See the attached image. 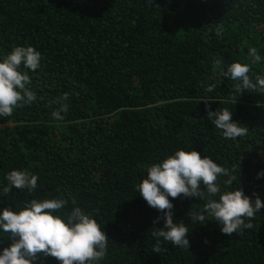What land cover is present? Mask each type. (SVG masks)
Here are the masks:
<instances>
[{
	"label": "trees",
	"instance_id": "trees-1",
	"mask_svg": "<svg viewBox=\"0 0 264 264\" xmlns=\"http://www.w3.org/2000/svg\"><path fill=\"white\" fill-rule=\"evenodd\" d=\"M16 46L43 59L27 70L37 100L0 117V209L64 198L70 212L74 199L109 238L100 264H264V208L253 228L228 236L211 217L192 223L190 210L205 201L170 198L190 247L162 242L156 253L163 213L137 191L148 166L185 149L228 168L239 176L233 188L264 202V93H241L213 64L248 63L250 76L264 75V0H0V59ZM65 94L68 111L54 119ZM218 108L247 135L224 138L207 119ZM22 169L39 176L36 191L4 192L7 174ZM11 243L4 234L0 250Z\"/></svg>",
	"mask_w": 264,
	"mask_h": 264
},
{
	"label": "clouds",
	"instance_id": "clouds-1",
	"mask_svg": "<svg viewBox=\"0 0 264 264\" xmlns=\"http://www.w3.org/2000/svg\"><path fill=\"white\" fill-rule=\"evenodd\" d=\"M249 56L256 63L262 60L255 48L249 50ZM42 59L41 52L32 46H16L0 59V117H10L17 108L37 100L36 93L29 87L31 79L27 70H38ZM213 64L221 75L237 81V90L241 93L243 90L264 93V75L250 76L248 63L234 62L226 71L221 58H214ZM215 87L212 84L206 91L210 93ZM67 100L68 94H65L56 101L61 107L52 113L54 119H64L61 113L68 111V105L62 101ZM207 119L226 139L236 140L248 133L247 127L233 120V112L228 108L209 109ZM146 172L137 191L150 207L163 213L154 221L163 220V228L152 232L156 253L165 251L162 242L181 249L190 247L187 225L183 221L174 222L172 199L182 196L205 201L203 209L190 210L192 223L206 224L211 217L228 236L253 228L251 219L264 208L258 195L253 200L242 188L232 187L239 176L196 150H177L148 166ZM222 177L227 179L221 184ZM257 178H264V172L258 173ZM5 179L8 183L4 192L15 188L34 193L39 176L22 169L10 171ZM68 203L64 198L31 199L19 210L0 209V237L7 234L12 241L10 246L0 250V264H40L48 258H55L60 264H100L108 251L106 232L91 213L76 206L74 199L72 210L64 211Z\"/></svg>",
	"mask_w": 264,
	"mask_h": 264
}]
</instances>
